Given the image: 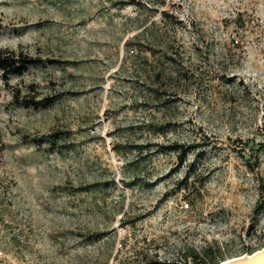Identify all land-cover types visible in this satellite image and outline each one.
Instances as JSON below:
<instances>
[{
    "label": "rangeland",
    "instance_id": "1",
    "mask_svg": "<svg viewBox=\"0 0 264 264\" xmlns=\"http://www.w3.org/2000/svg\"><path fill=\"white\" fill-rule=\"evenodd\" d=\"M0 26L37 60L0 70V264L264 246V0H0Z\"/></svg>",
    "mask_w": 264,
    "mask_h": 264
},
{
    "label": "trees",
    "instance_id": "2",
    "mask_svg": "<svg viewBox=\"0 0 264 264\" xmlns=\"http://www.w3.org/2000/svg\"><path fill=\"white\" fill-rule=\"evenodd\" d=\"M36 63L37 60H35L34 58H30L28 55H24V53H17L15 50L7 48L0 49V70L4 71L5 76L22 75L31 65H34ZM260 147L262 146H254V144L251 145L252 153L254 155H259V151L262 149ZM171 149L185 154L189 151V149L179 143L172 144ZM245 155L247 154L245 153ZM200 257L201 256H199L198 254H192L190 258L193 259L195 264H197V261ZM204 257L206 259V264H219L221 261L226 259H218L215 252L208 249H205Z\"/></svg>",
    "mask_w": 264,
    "mask_h": 264
},
{
    "label": "water",
    "instance_id": "3",
    "mask_svg": "<svg viewBox=\"0 0 264 264\" xmlns=\"http://www.w3.org/2000/svg\"><path fill=\"white\" fill-rule=\"evenodd\" d=\"M219 264H264V246L252 253L246 252L242 255L225 259Z\"/></svg>",
    "mask_w": 264,
    "mask_h": 264
},
{
    "label": "built area",
    "instance_id": "4",
    "mask_svg": "<svg viewBox=\"0 0 264 264\" xmlns=\"http://www.w3.org/2000/svg\"><path fill=\"white\" fill-rule=\"evenodd\" d=\"M186 205L189 206V203H187Z\"/></svg>",
    "mask_w": 264,
    "mask_h": 264
}]
</instances>
